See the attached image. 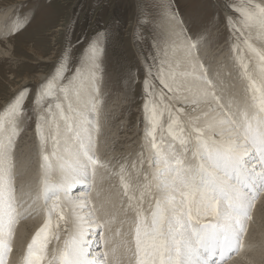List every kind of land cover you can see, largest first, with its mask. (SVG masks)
<instances>
[{"label":"snow or ice","instance_id":"obj_1","mask_svg":"<svg viewBox=\"0 0 264 264\" xmlns=\"http://www.w3.org/2000/svg\"><path fill=\"white\" fill-rule=\"evenodd\" d=\"M224 7L231 67L221 65L212 74L198 55L200 41L190 36L171 0L159 4V28L170 39L143 81L148 172L143 153L132 171L97 154L104 54L99 38L89 40L71 77L62 65L34 98L42 177L31 203L18 197L15 186L16 140L29 89L7 106L0 116V264H10L16 228L37 211L38 201L44 219L18 264H227L240 253L264 193V0H224ZM20 24L16 20L13 31ZM237 80L240 94L234 91ZM173 101L199 114L185 119L184 108ZM111 176L122 189L121 210L132 213L129 232L115 230L118 245L106 234L116 215L101 219L103 204L97 207L90 196L95 190L99 198V185ZM79 184L89 195L73 198ZM97 229L99 253L90 251Z\"/></svg>","mask_w":264,"mask_h":264},{"label":"rangeland","instance_id":"obj_2","mask_svg":"<svg viewBox=\"0 0 264 264\" xmlns=\"http://www.w3.org/2000/svg\"><path fill=\"white\" fill-rule=\"evenodd\" d=\"M160 2L161 0H28L18 2L11 20L3 19L8 23L0 32L2 48L9 47L4 42L9 39L12 50L15 49L11 51L15 53H12V57H0V97L4 98L13 89L9 83V80L12 79L9 74L10 69L20 71L19 78L21 79L27 66L32 65L23 59L27 55L23 49L24 46L32 44L39 50L45 51L46 54L53 51L56 57L55 61L47 64L45 69L47 77L43 81L27 83L0 108V116H3L5 109L14 98L23 89H29L23 103L24 114L19 120V136L16 140L15 153L23 152V146L28 144L31 145L30 149L32 150L29 156L31 163H34L32 158L35 155L37 158L40 157L38 151L32 147L33 144H36V149L39 150L36 133V112L38 109L35 107L34 98L41 85L49 77L54 76L56 70L62 65L66 66L63 74L71 77L89 40L99 38L103 43L104 54L99 93V98L102 101L100 110L101 136L98 137L96 151L102 160L110 161L113 167H117L121 162L128 164L125 159L114 161L113 153L115 151L117 153V150L123 151L130 142L134 143L136 138L144 139L143 105L145 95L143 81L149 66L154 65L152 58L160 54V48L166 41L165 31L161 33L159 28ZM171 2L173 10L183 20L184 27L190 36L193 40L200 41L198 54H201L200 51L203 49L212 50L213 54L217 56L216 59L226 60L228 65L224 64L225 69L230 68L233 40L229 36V29L224 20L225 16L229 14L224 7V0H171ZM16 20H20L21 24L18 31H13ZM254 39L252 42L259 47L255 44L256 39ZM220 53L223 54L220 56ZM200 58L206 65L208 58ZM33 66L35 70L41 67L39 64ZM207 66L213 70L214 61L209 62ZM18 67L20 68L18 69ZM149 79L151 78L149 77ZM235 84L239 86L241 82L237 80ZM242 86L240 87L242 88ZM176 106V108L180 107L178 104ZM184 114L185 118L186 113L184 112ZM166 119L167 115L165 114ZM139 135L141 136L139 137ZM99 140L105 146H117V149L103 150V158L98 151ZM176 143L178 145V142ZM134 144L131 146L130 153L135 151ZM139 153L136 155L137 157L141 155ZM143 158H147V155L143 154ZM36 166H40V161ZM130 169L131 165H129ZM102 172L103 170H101V175H106ZM109 179L119 181L116 176H111ZM122 218L119 219L122 220ZM260 247L264 250V237Z\"/></svg>","mask_w":264,"mask_h":264},{"label":"bare ground","instance_id":"obj_3","mask_svg":"<svg viewBox=\"0 0 264 264\" xmlns=\"http://www.w3.org/2000/svg\"><path fill=\"white\" fill-rule=\"evenodd\" d=\"M22 1H28V0H12V1L0 0V32L4 30V27H5L4 25L8 23V22H5L3 19L8 18L9 20H11V17H13L12 14L14 10H16V5H18V2H22ZM255 1L261 2V0H255ZM14 18L16 19V17ZM26 29L24 30V32L26 31ZM165 37H166V40L170 39V37L168 36L167 29H165ZM9 41H10L9 39L4 40V42L9 46L7 49L2 48V41H0V57H8V58L12 57V53L14 52H11V51H14L15 49L12 50V47L9 44L10 43ZM255 44L259 45V41L256 40ZM23 49L25 52H27V55L23 59L27 60L28 63H32V65L27 66V68L24 71V74H22L21 79L19 78L20 71L17 72L13 69H10L9 74L12 79L10 80L8 79V80H9V83L11 84V88L13 87V89H11V91H9V94L7 93L8 95L5 96L4 98L0 97V108L3 105H5L7 101H9V99L11 98V96H13L15 92L25 87L27 83L29 82L40 83L41 81H43L47 77V72L45 73L47 64L55 61L56 56L53 51L50 52L49 54H46L45 51L39 50L32 44L24 46ZM200 53L201 54H198L200 55V57L208 58L206 65H208L209 62L214 61L213 70L211 67L210 69L208 68L210 73L212 74H215V72L220 68L221 65H224V64L228 65V63L226 64V60H224L223 58L216 59L217 56L213 54L212 50L203 49L202 51H200ZM216 53L218 54L219 50ZM222 54L223 53H220V56ZM38 64L41 67L38 70H35L33 65H38ZM210 64L209 66H212ZM19 68L20 67H18V69ZM241 85L238 86L236 84L235 86L234 91L237 94H240L242 90V88L240 87ZM174 102H175L174 103L175 106L178 104V107L180 106L184 108V112L186 113L185 119L187 118V115L195 116L199 114V112L193 113L191 111V105L188 103H185L183 101L181 102L174 101ZM201 107L206 108V106H203V105ZM125 127H126V124H125ZM140 136L141 135H139V137ZM132 141H135V140H132ZM134 143L130 142L127 148H125L123 151L117 150V153L116 151L115 152L112 151L114 152L113 153L114 161L118 159L120 160L125 159L126 162H128V165H132L133 162H138L141 159V155H139L138 157L136 156L138 152L143 153L144 155H147L148 157L149 153H148L147 148L144 146V139L136 138V141ZM133 144H134L135 151L133 153H130V151L132 150L131 146ZM30 146L27 144L26 146H23V149H22L23 152L21 151L18 154L15 153V156H16L15 157L16 159L15 186L17 189V195L18 197L25 199L27 203H31L32 197L36 196L39 193L40 188H41L40 182H41V177H42L40 166H36L38 162L40 161V157L37 158V156L35 155L32 158L34 163H31L29 156L32 150L30 149L31 148ZM32 147H34L35 150L38 151V154H39V150L36 149V144H33ZM107 148L110 150L112 148L116 150L117 146L115 147L110 146V145L105 146L103 142L99 140L98 151L101 157H103L104 155L103 150H108ZM136 150L137 151L139 150V151L137 152ZM126 158H129V159H126ZM143 159H144L143 171L148 172L150 171V168L147 162V158H143ZM130 171H132V169H130ZM38 176H39V179H37ZM53 179H55V177H53ZM79 185H76L72 189V191L74 192L70 193V195L73 198H77V197L83 198V196H85L83 193V190L79 189L80 188ZM99 187L102 190L101 196L97 198L95 194V190H93L90 193V196L93 202L97 205V207H100V205L103 204V208H101L100 212L98 213L101 219H106L112 216L113 214L116 215L117 217L116 222L111 224V231L106 234L112 238L113 244L118 245L121 241V237L114 235L115 230L117 228H120L122 233L127 234L131 227L130 221H132V218L129 219V217L132 216V213L129 211L127 215H125V213L120 208V204H121L120 193L122 189L120 188L119 181H117V179L106 178L103 184L99 185ZM23 193H29L30 195L23 196L22 195ZM87 195H89V193ZM27 203L25 207H27ZM34 208L37 211H34L31 215L27 216V218L21 219L20 223L18 224L16 228L15 237L13 240V252L9 258L10 264H15L17 261L19 262L20 258L22 257V255L24 254L26 250L27 244L31 241L32 236L34 235L36 230L40 227L44 219L43 212L41 210L42 201H38L37 204L34 205ZM38 217L39 219H37ZM121 217H123L122 220L119 219ZM252 217L253 219L250 221V224H249V229L246 235L244 248L240 251V253L235 258L228 261L227 264H264V250L261 249L260 247V243L262 242L263 237H264V193H262L261 196L259 197L258 202L256 203L254 207ZM124 218H127V219H124ZM96 231H97V236L95 239H93L91 250L99 253L103 251V245L100 244V241H99V232L102 231V229H97ZM62 240H63V236L61 237V242ZM94 245L96 246V250L94 249L95 247Z\"/></svg>","mask_w":264,"mask_h":264}]
</instances>
